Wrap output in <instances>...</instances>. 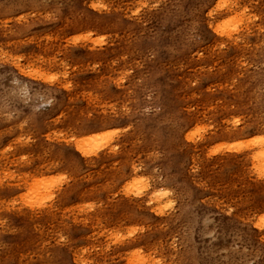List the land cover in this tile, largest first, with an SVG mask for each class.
Here are the masks:
<instances>
[{
	"label": "rangeland",
	"instance_id": "1",
	"mask_svg": "<svg viewBox=\"0 0 264 264\" xmlns=\"http://www.w3.org/2000/svg\"><path fill=\"white\" fill-rule=\"evenodd\" d=\"M0 264H264V0H0Z\"/></svg>",
	"mask_w": 264,
	"mask_h": 264
}]
</instances>
